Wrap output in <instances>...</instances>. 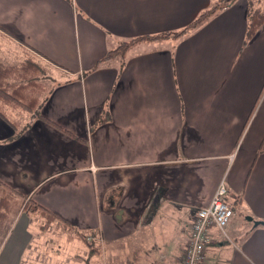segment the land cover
<instances>
[{"label":"crops","instance_id":"obj_1","mask_svg":"<svg viewBox=\"0 0 264 264\" xmlns=\"http://www.w3.org/2000/svg\"><path fill=\"white\" fill-rule=\"evenodd\" d=\"M217 2L0 0V35L53 79L41 117L0 114V200H13L0 264H51L33 211L13 214L7 230L24 199L66 224L52 223L68 241L83 244L80 233L104 246L106 264H181L223 180L235 215L228 238L211 229L205 263L264 264V226L254 225L264 222V24L246 42L249 0L181 39L100 62L124 42L183 30Z\"/></svg>","mask_w":264,"mask_h":264},{"label":"trees","instance_id":"obj_2","mask_svg":"<svg viewBox=\"0 0 264 264\" xmlns=\"http://www.w3.org/2000/svg\"><path fill=\"white\" fill-rule=\"evenodd\" d=\"M236 1L237 0H218L212 8L203 12L189 26L179 32L163 33L151 37H140L124 42L116 50L110 51L100 62L117 57L124 58L127 52L139 42H154L166 40L168 38L176 40L181 39L191 31L200 28L208 20L219 12L227 9ZM249 6L250 12L246 42L251 40L264 24V0H249ZM26 55L28 59L19 70L14 67H5L0 63V114L5 118H7L5 107L12 108V110L20 111L21 113L32 114L33 117H41V107L46 100L47 94L51 92L53 85L50 86L49 84L43 83L45 79L48 80L49 78L52 81L51 83H53V79L48 75L47 69L39 62L36 55L31 53H27ZM17 72L21 73L20 78L22 82H20L19 85L11 81L17 77ZM10 89H12V92L9 91ZM1 205L2 201L0 202V207ZM28 207L45 221V226L58 222L66 227V224L57 220L55 215L48 210L37 205H33L32 207L30 205ZM231 207L235 210L234 206L231 205ZM6 214V210H0V219L4 218ZM67 228L69 227L67 226ZM76 238L90 247L92 255L100 253V249H98L94 243H91L93 240L89 243L86 236L80 233L76 235Z\"/></svg>","mask_w":264,"mask_h":264},{"label":"rangeland","instance_id":"obj_3","mask_svg":"<svg viewBox=\"0 0 264 264\" xmlns=\"http://www.w3.org/2000/svg\"><path fill=\"white\" fill-rule=\"evenodd\" d=\"M2 37L4 39H2ZM6 39L7 38L0 35V63L5 67H14L17 70H19L28 59L27 55L25 53L22 54V51L19 49L18 51L13 49V47L10 44L12 42L9 43V40L7 39L8 41L7 42ZM16 75L17 77L11 81L17 83L16 85H19V83L22 82L20 78L21 73L17 72ZM51 82L52 81L49 78L48 80L45 79L43 83L52 86L53 83ZM9 91L12 92V89H10ZM5 113L9 116L8 117L9 119H14L15 115L21 112L12 110V108L9 107H5ZM0 201H2L0 210L2 211L6 210L7 212V209L9 208L8 206L12 204L13 200L9 201L8 198H3ZM28 206L30 205H28L27 199H24L21 202H19L18 207L17 206L11 207V212L13 213L11 214V216H9L8 219L9 225H7V230L10 229L11 227L10 224L16 218V216H13V214L19 215L20 213V215L24 216L25 214V216H29L30 208ZM36 216H37L36 214L34 217L31 216L33 219L32 222H35L34 226H32L33 236L34 237L38 236L39 239H43L42 240L43 245H41L40 249L47 252V255L49 256L48 259L51 264H106V254H105L106 251L104 246H98V249H100V253H98L93 257L94 261H91V259L87 260L88 253L91 250L90 247H88L86 244L84 245V243L76 244L77 241L74 239L72 241H68V237L70 239L73 238L74 236L73 234H70L67 230H64L61 226L56 227L53 224H50L49 226H45V221L41 219L39 216L37 217ZM126 250L127 253L124 262H127V259L130 260L134 254L132 246L126 247ZM214 257H215L214 255L212 257L210 256V260L212 262H209V264H216L217 260ZM208 259H209V255H208ZM206 263H208V260L206 261ZM120 264H122V262H120Z\"/></svg>","mask_w":264,"mask_h":264},{"label":"built area","instance_id":"obj_4","mask_svg":"<svg viewBox=\"0 0 264 264\" xmlns=\"http://www.w3.org/2000/svg\"><path fill=\"white\" fill-rule=\"evenodd\" d=\"M228 194V187L223 180L218 185L209 205L197 212L191 225L190 239L181 264H205L211 229H218L225 238H228L225 231L235 215L227 201ZM88 240L92 241L91 238Z\"/></svg>","mask_w":264,"mask_h":264},{"label":"water","instance_id":"obj_5","mask_svg":"<svg viewBox=\"0 0 264 264\" xmlns=\"http://www.w3.org/2000/svg\"><path fill=\"white\" fill-rule=\"evenodd\" d=\"M247 219H248L249 221H251V222L253 221V219H252L251 217H248ZM254 225H255V226H259V225L264 226V222L255 221V222H254Z\"/></svg>","mask_w":264,"mask_h":264}]
</instances>
